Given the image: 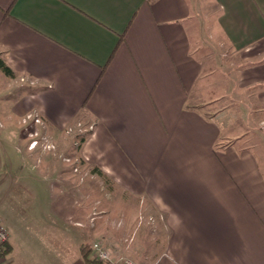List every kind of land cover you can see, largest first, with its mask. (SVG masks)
I'll return each mask as SVG.
<instances>
[{"label": "crops", "instance_id": "1", "mask_svg": "<svg viewBox=\"0 0 264 264\" xmlns=\"http://www.w3.org/2000/svg\"><path fill=\"white\" fill-rule=\"evenodd\" d=\"M0 58L14 72L0 70V184L15 174L25 204L33 191L52 215L77 203L71 144L49 166L25 149L19 119L34 110L57 142L82 126L83 163L161 218L150 264H264V137H245L264 122V0H0ZM234 103L249 117L233 133Z\"/></svg>", "mask_w": 264, "mask_h": 264}, {"label": "rangeland", "instance_id": "2", "mask_svg": "<svg viewBox=\"0 0 264 264\" xmlns=\"http://www.w3.org/2000/svg\"><path fill=\"white\" fill-rule=\"evenodd\" d=\"M202 34L206 40L208 37L206 24ZM219 51L222 55L220 66L225 68L227 72L233 67V58L227 57L228 53H226L227 55L224 53L226 51L223 47H220ZM239 64L241 62L235 64L234 69L236 72L239 70L237 68ZM233 73L234 71L232 70L229 72L234 80ZM25 83L22 84V89L26 88L29 91ZM18 87L11 88L12 90L5 95L11 98L10 104L19 95L20 90H16ZM3 98L4 96L1 94L0 102L2 103L4 102ZM224 102L227 103L222 101L220 105H224ZM239 105L241 104L234 103L231 105L229 112H224L223 114H226L227 117L234 115V124L230 126L233 133L245 127L240 124L242 123L240 122V115L244 118L249 117L247 105ZM211 109L205 110V114L208 111H212ZM260 117L259 114L255 115L254 123ZM0 118L3 119V117ZM35 119L39 121L36 122ZM19 120V130L21 137L24 139L25 149L34 151L38 155L42 154L43 165L45 166L52 165V154L58 155L59 153L61 155L65 152H62L63 148L66 149L68 144H71L68 151L72 152L73 155L63 157V161L64 163H69L74 169L77 203L75 206H62L61 204L57 206L55 204L54 209L58 215H52L48 207L45 206L46 204H43L42 196H37L36 192L33 191L28 204H25L22 199L23 195L19 191H10V177L12 179H18V177L9 173L8 181H3L0 184V221L9 234V250L7 254L10 261L8 263L84 264L81 253L79 256L76 253L78 244L81 242L80 245H91L94 241H101L110 249L112 258H126L131 259L136 264H150L165 246L166 233L163 222L151 207L146 204L145 199L144 202H139V199L141 200L139 196L135 198L127 195L121 189L111 186L109 178L108 182L105 177L97 178L91 172L94 167L91 164L83 163L79 156V147L81 136L84 137L87 132H79L78 130L83 127L80 125L67 127L64 131L65 138L59 139L57 142V137L50 135L48 131L50 127L36 111H29ZM261 125H264V122L252 124V130L245 127L248 130L245 137H252L256 148L260 146V136L264 137V129ZM13 134L16 137V134ZM32 141H36L33 146H31ZM238 141L236 143L235 141L232 142L233 144L235 143V147H237ZM47 153H49V157L44 156ZM262 153L264 152H260L258 149L253 151L259 169L264 170ZM17 163L18 166L22 165V159H18ZM50 176L49 174L46 175V177ZM0 178H2V174ZM101 181L108 183L109 188L105 193L102 189ZM50 182L48 186H53V180ZM52 192V188L49 187L48 193L54 196ZM5 194H9V196L6 200H3ZM34 194H36L35 197ZM51 198L52 196H50V200ZM54 202L56 203L55 198ZM73 225L75 228H73Z\"/></svg>", "mask_w": 264, "mask_h": 264}, {"label": "built area", "instance_id": "3", "mask_svg": "<svg viewBox=\"0 0 264 264\" xmlns=\"http://www.w3.org/2000/svg\"><path fill=\"white\" fill-rule=\"evenodd\" d=\"M38 122V119H35ZM36 144V141H32L31 146ZM9 241V234L6 228L0 221V264H10L7 260V245ZM89 257L98 264H136L131 259H117L113 260L110 249L101 241H94L90 245Z\"/></svg>", "mask_w": 264, "mask_h": 264}, {"label": "trees", "instance_id": "4", "mask_svg": "<svg viewBox=\"0 0 264 264\" xmlns=\"http://www.w3.org/2000/svg\"><path fill=\"white\" fill-rule=\"evenodd\" d=\"M0 70L6 76L14 77V72L9 68V66L6 65L4 60H2L1 58H0ZM92 171L98 173L99 175H103L101 170L98 169L97 167H94L92 169ZM80 251H81V257L84 260V264H98V262L94 261L93 259H91L89 257V255H90V245L82 244L81 247H80ZM105 264H109V263H105Z\"/></svg>", "mask_w": 264, "mask_h": 264}]
</instances>
